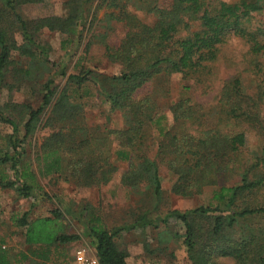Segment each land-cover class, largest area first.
<instances>
[{
  "label": "trees",
  "instance_id": "1",
  "mask_svg": "<svg viewBox=\"0 0 264 264\" xmlns=\"http://www.w3.org/2000/svg\"><path fill=\"white\" fill-rule=\"evenodd\" d=\"M44 2L0 0V92L6 87L4 83L16 63V55L26 58L31 65L30 71L22 68L19 73L27 74L31 81V71L36 69L40 72L38 80L44 79L40 107L11 104L0 107V122L13 129L8 136L12 151L1 152V188L13 190L25 200L43 192L35 172L28 166L21 168V164L26 140L45 116V125L52 132L39 149L41 178L59 176L79 187L100 188L113 182L119 171L117 163L125 162L128 168L118 186L148 200L138 219L129 225L106 229L98 214L87 216L84 234L101 264H129V252L118 246L121 235L132 231L144 234L148 227L158 230L161 225L167 228L171 220L184 230V234H175L174 238L182 240L189 256L193 260L197 256L199 264H218L223 258H231L236 264H264V205L260 200L264 193V65L259 61L264 52V29L251 31L246 26L264 12V0L236 3L155 0L154 6L149 7L155 18L151 25L127 9L128 6L140 9L138 4H145L146 0H69L63 6L66 15L38 20H29L20 11V6ZM101 9L108 20L124 23L126 29L120 46H106L108 59L119 65L120 70L105 75L96 69L81 68L79 73L69 74L67 64H54L50 60L51 47L42 42L40 32L57 31L73 39L69 42L76 41L83 37L82 24L89 17L95 21ZM15 32L22 34L20 45ZM232 36L240 37L250 46L254 59L251 63L255 66L251 70L258 72L260 81L256 83L255 95L244 88L239 75L223 82L213 109L215 127L207 122L210 114L195 99H183L169 107L173 119V125L169 126L168 115L157 102L158 89L137 98L144 87L159 81L156 78L170 81L172 75L179 74L184 79L206 76L209 64L218 59L220 46ZM90 95L106 102L111 114L122 117L123 125L116 128L86 125L82 102ZM9 110L19 113V121ZM22 125L25 133L20 138ZM247 130L263 141L260 155L247 151ZM155 144L156 153L150 157ZM162 165L176 177L174 195L193 197L202 194L206 187L218 186L214 199L226 202L225 210L201 206L161 214L157 208L164 192ZM230 177H239L240 181L231 186L221 184ZM66 215L56 209L47 217L33 218L31 211L14 216L13 224L23 229L28 253L13 262L32 264L36 259L46 264L52 248L80 241L81 236L65 231ZM204 217L211 222L210 236L206 239L195 222L196 218ZM168 239L159 234L157 244L166 245ZM145 245L150 254L158 249H153L150 243ZM2 246L3 243L0 264H12L8 250Z\"/></svg>",
  "mask_w": 264,
  "mask_h": 264
},
{
  "label": "rangeland",
  "instance_id": "2",
  "mask_svg": "<svg viewBox=\"0 0 264 264\" xmlns=\"http://www.w3.org/2000/svg\"><path fill=\"white\" fill-rule=\"evenodd\" d=\"M68 1L45 0L42 4L20 6V11L29 20H38L54 15L63 16L66 15L63 6ZM219 1L236 3L239 0ZM154 2L155 0H146L145 4L142 2L138 4V8L140 9L135 10L132 6H128L127 9L139 19L151 25L155 22V18L152 12L149 11V7L152 8ZM92 7L96 9V4H93ZM105 14V10L101 9L95 21L89 17L87 22L82 24V28L84 29L82 31L83 37L76 41L69 42L73 39L57 31L42 30L39 37L43 43H47L51 47L50 60L54 64H67L69 74H77L81 68L96 69L95 71L104 73L105 75L118 73L120 67L108 59L106 46H120V42L126 34V29L124 28V23L121 24L108 20ZM246 26L251 31L259 27L264 29V12L252 24H247ZM14 37L19 45L23 43V37L20 32H15ZM249 51L250 46L243 39L232 36L226 44L220 46L218 59L215 63L209 64L210 67L206 71V76L198 77L200 75H196L184 79L179 74L172 75L170 81L161 77L156 78L159 81H155L144 87L137 95V98L158 89V94H156L157 102L160 108L164 109V112L168 115L169 126L173 125L169 107L173 103L183 99H195L210 114L211 118L207 119V122L212 127H215L217 123L215 120L216 112L213 109L224 81L234 75H239L243 79L244 88L250 94L255 95L257 92L255 86L260 81V78L256 75L258 72L251 70L255 69V66L251 63L254 59ZM16 56V63L12 64L4 83L6 87L4 86L0 92V107L11 104L36 109L42 103L41 90L44 79L38 80L40 72L36 71V69H32L31 71L30 76L32 75L33 78L31 81L27 79V74L19 73V70L22 68L30 71L31 65H29L26 58ZM259 61L264 65V52ZM78 62L80 64L76 66ZM259 75L262 76L263 74L260 73ZM58 82H61V80L59 79ZM89 87L92 88L91 85ZM82 103L84 105L85 124L89 127L116 128L123 125L122 117L118 114H111L106 102L100 101L96 95H90ZM9 112L13 118L19 121L17 115L19 113L13 110H9ZM23 119L26 121V113ZM44 120L45 116H42L41 121L36 124L34 132L26 140V145H24L25 153L23 154L24 157L21 164V168L22 166H28L31 171L35 172L43 192H40L38 196L34 195L33 198L25 200L19 197L15 191L4 190L0 186V244L3 243L2 247L8 250L12 264H21L13 262V260L18 261L21 254L28 253L23 229L13 224L12 218L14 216L21 217L26 212L31 211L33 218L47 217L56 209L63 211L65 215L68 213L63 223L64 229L68 234L81 236V240L73 244L61 246L60 249L52 248V255L44 263L72 264V256L77 248L87 247L94 252L89 238L84 234L88 221L87 216L90 213L98 214L104 227L112 229L113 227L129 225L135 222L141 215L144 204L148 203L145 196L133 194L129 190L118 186L122 173L128 168V163L125 162L117 163L119 171L114 175L113 182L100 188L79 187L76 186L74 181L67 182L63 177L59 176L41 178L38 175V168L40 167L37 159L39 149L44 138L52 132L51 128L45 125ZM187 127L193 132L190 124H187ZM195 128L197 127L195 126ZM12 133L13 129L11 126L0 122V157H2V151H8V136ZM24 133L22 125L20 126L19 137L22 138ZM247 133V151L260 155L263 141L250 130H247ZM150 141L155 143L152 140ZM10 150L12 151V149ZM156 150L155 144L148 155L154 157ZM160 173L164 192L157 210L161 211V214L168 210L185 212L201 206L205 208L219 207L220 210H225L226 202L220 203L214 199L215 192L219 190L218 186L206 187L203 193L197 196L188 198L179 197L172 193L176 177L164 165L161 166ZM11 174L12 178L13 173ZM239 181V177H230L229 179H224L221 184L231 186L237 184ZM260 200L263 202L261 204L264 205V193H261ZM84 209H86L85 212ZM195 222L199 226L198 229H201L200 235L204 236V239L208 238L211 230L210 220L206 217L196 218ZM178 233L180 235L184 234L183 227L178 225L175 220H171L169 227L165 228V226L161 225L158 230L148 227L144 234L141 231L124 232L118 239V246L129 252V264H199V259H196L197 256H195L194 260L189 256L182 245V240L179 241L174 238V235ZM159 234H162L163 237H169L166 245L163 243L157 244ZM149 243L153 245V249L158 248L152 254L148 253L145 249V244L149 245ZM42 263V260L37 261L36 259H33L32 262V264ZM218 264L236 263L231 258H223L218 260Z\"/></svg>",
  "mask_w": 264,
  "mask_h": 264
},
{
  "label": "built area",
  "instance_id": "3",
  "mask_svg": "<svg viewBox=\"0 0 264 264\" xmlns=\"http://www.w3.org/2000/svg\"><path fill=\"white\" fill-rule=\"evenodd\" d=\"M72 264H101L98 257L91 249L87 247H79L73 254Z\"/></svg>",
  "mask_w": 264,
  "mask_h": 264
}]
</instances>
